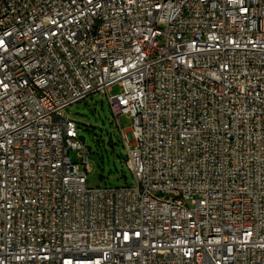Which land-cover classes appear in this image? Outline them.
Masks as SVG:
<instances>
[{"label": "built area", "instance_id": "1", "mask_svg": "<svg viewBox=\"0 0 264 264\" xmlns=\"http://www.w3.org/2000/svg\"><path fill=\"white\" fill-rule=\"evenodd\" d=\"M94 94L134 186L87 185ZM0 264H264V0H0Z\"/></svg>", "mask_w": 264, "mask_h": 264}, {"label": "rangeland", "instance_id": "2", "mask_svg": "<svg viewBox=\"0 0 264 264\" xmlns=\"http://www.w3.org/2000/svg\"><path fill=\"white\" fill-rule=\"evenodd\" d=\"M117 91L118 87L115 86L114 92ZM67 112L70 119L77 123L79 136L85 139V148L91 165L86 176L87 185L89 187L136 185L133 174L125 164L127 150L107 97L101 94L90 95L70 105ZM119 122L124 129H128L131 119L121 115ZM109 133L113 135L112 146L106 143ZM69 154L73 161L82 162L83 158L76 150H71Z\"/></svg>", "mask_w": 264, "mask_h": 264}, {"label": "water", "instance_id": "3", "mask_svg": "<svg viewBox=\"0 0 264 264\" xmlns=\"http://www.w3.org/2000/svg\"><path fill=\"white\" fill-rule=\"evenodd\" d=\"M80 139H81V141L83 143L85 142L84 137L80 136ZM106 143H107L108 146H112L113 145V135H112V133H109L108 134V136H107V142Z\"/></svg>", "mask_w": 264, "mask_h": 264}]
</instances>
